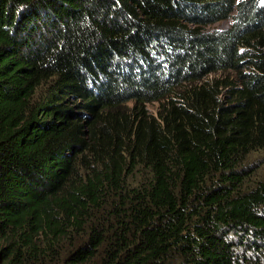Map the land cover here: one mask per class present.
Masks as SVG:
<instances>
[{"label":"trees","instance_id":"16d2710c","mask_svg":"<svg viewBox=\"0 0 264 264\" xmlns=\"http://www.w3.org/2000/svg\"><path fill=\"white\" fill-rule=\"evenodd\" d=\"M0 264H264V0H0Z\"/></svg>","mask_w":264,"mask_h":264},{"label":"rangeland","instance_id":"374dc122","mask_svg":"<svg viewBox=\"0 0 264 264\" xmlns=\"http://www.w3.org/2000/svg\"><path fill=\"white\" fill-rule=\"evenodd\" d=\"M227 25H228V23H223V24H220L217 27H226ZM150 109H155V106L151 105Z\"/></svg>","mask_w":264,"mask_h":264}]
</instances>
